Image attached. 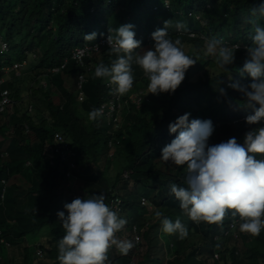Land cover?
<instances>
[{
  "label": "trees",
  "instance_id": "obj_1",
  "mask_svg": "<svg viewBox=\"0 0 264 264\" xmlns=\"http://www.w3.org/2000/svg\"><path fill=\"white\" fill-rule=\"evenodd\" d=\"M261 2L0 0V40L7 45L0 47V79H4L0 88L8 89L13 99L9 123L0 121V193L2 180L6 188L0 205V264H58L57 242L64 229L56 213L63 210L67 214L64 203L76 197L87 199L93 193H103L106 204L112 193L120 196L122 213L132 212L130 216L134 215L139 224L127 228L133 232L136 227L147 247L161 246V232H153L160 219L152 227L141 221L140 215L149 212V203L126 191L130 179L152 181L156 193L150 204L160 207L170 220L179 218L188 229V235L182 239L178 234L167 235L164 246L171 256L166 264H264V230L258 236L241 232V221L231 215L232 210H227L219 223L188 219L170 193L171 183L184 186L186 170L173 174L170 163L160 159L162 147L175 136L168 132L169 122L185 112L190 113V118L211 119L214 130L208 140L210 145L231 137L242 143L246 131L257 126L245 122L252 110L237 106L243 103V94L228 84L239 81L246 85L251 80L247 73L241 76L238 70L247 57L246 48L252 43L254 28L264 26V19L252 14ZM164 21H169L170 39H180L181 47L188 45L196 51V62L186 70L184 80L171 94L147 93L138 105L128 101L120 113L123 121L117 127L105 119L89 121L88 113L111 95L106 87L108 80L95 78L94 69L101 62L110 65L116 54L105 46L84 58V65H80L72 58L74 49L97 43L119 25L132 24L135 38L141 41L137 51L142 53L152 46L151 33L164 27ZM177 22L183 23L184 29L178 30ZM92 32L96 33L93 41L84 39ZM212 37L221 38L228 46L238 45L233 63L224 69L217 66L212 55L206 54L207 39ZM15 63L24 64L19 74ZM62 64L65 65L58 72L51 71ZM86 67L90 69L87 71ZM132 67L131 90L137 93L141 88L147 92V77L139 66ZM199 69H204L203 73L193 76L192 72ZM80 72L86 73V81L82 88L85 98L79 103L76 82ZM218 88H224L226 95H220ZM28 105L32 106L30 112ZM78 107L85 113H80ZM109 130L112 134H108ZM56 132L64 134L77 152L79 163L72 169L71 178L66 176L68 166L64 161L56 158L51 164L45 156L47 142ZM111 138L113 148L108 145ZM111 150L115 162L122 164L115 175L111 174L113 177ZM91 162L94 167L89 165ZM122 171H131V178L125 179ZM76 178L81 180L78 187L83 196L66 191L62 199L63 188L69 190ZM189 231L196 233L197 238L190 237ZM37 233L43 239L30 245L28 238ZM38 246L43 250L41 257L36 254ZM134 246L137 248V244ZM129 252L130 258L114 253L108 264L162 262L153 259L148 251L143 255Z\"/></svg>",
  "mask_w": 264,
  "mask_h": 264
},
{
  "label": "clouds",
  "instance_id": "obj_2",
  "mask_svg": "<svg viewBox=\"0 0 264 264\" xmlns=\"http://www.w3.org/2000/svg\"><path fill=\"white\" fill-rule=\"evenodd\" d=\"M252 14L264 19V0L252 9ZM168 24L169 21H164V27L151 33L153 44L142 53L137 51L141 49V41L135 38L134 26H117L106 38L116 58L110 65L97 64L94 77L106 78L115 86L114 92L122 96L133 87L135 64L147 77V93H173L196 59L185 53L180 39L169 38ZM184 27L177 22L178 30ZM95 38V32L84 36L89 41ZM250 39L247 57L238 71L241 76L247 73L251 80L246 85L231 81L228 87L243 94V103L237 106L251 109L245 122L257 126L246 131L242 143L231 137L210 145L208 140L214 130L211 119L190 118V113L185 112L169 122L168 132L175 136L162 147L160 159L175 166H186L184 186L171 183L170 193L192 221L219 223L226 211L232 210L231 215L241 221L239 230L258 236L264 230V26L257 25ZM237 47L212 37L207 39L205 50L224 69L233 63ZM217 91L226 95L224 88ZM102 114V109L94 108L88 113V119L95 121ZM257 154H261L260 158ZM105 199L103 193H93L87 199L76 197L63 204L67 214L57 211L64 229L57 242L58 264H108L110 248L127 254L134 247L132 240L117 238L116 233L127 221ZM155 215L163 232L178 234L181 239L188 235L187 227L179 218L170 220L160 211Z\"/></svg>",
  "mask_w": 264,
  "mask_h": 264
},
{
  "label": "built area",
  "instance_id": "obj_3",
  "mask_svg": "<svg viewBox=\"0 0 264 264\" xmlns=\"http://www.w3.org/2000/svg\"><path fill=\"white\" fill-rule=\"evenodd\" d=\"M108 35L102 37L97 43L94 44H85L83 46H79L76 47L72 53V58L74 60H76V62L80 65H84V58L86 57H90L92 56L93 53L98 52L102 47H110L107 44V38ZM3 46H7L6 43H3ZM24 64H20V63H15L14 64V69L16 70V72L20 71L22 69V66ZM65 64H62L60 67H54L51 69V71L53 73L58 72L61 68L64 67ZM87 71L90 69L89 67L85 68ZM86 81V73L85 72H80L77 76V82H76V89H77V100L79 101H83L84 100V93H83V85L84 82ZM4 82V79H0V86L1 84ZM43 86H46L45 82H42ZM106 87L110 89L111 95L103 102H101L98 106V108L103 110V116L106 117L105 120H107V122H112L114 124V127H116V125L118 126V124H115L114 120H116V116H119V119L121 117L120 113L123 109V107L125 106V103H127L128 99H124L128 98L129 95L127 94V97L125 95H118L114 92V85L110 84L108 81L106 82ZM141 91V90H140ZM138 91L137 93H134V98L131 99V101L133 103H136L137 105L139 104L142 95H140L141 93H143L145 91L140 92ZM130 99V98H129ZM13 104V99L10 96L9 90L8 89H4V88H0V121H6L7 117L10 114V107H12ZM32 106L29 105L27 108V111L30 112L31 111ZM117 121V120H116ZM119 122V121H118ZM117 122V123H118ZM28 129V127L26 126V130ZM112 131L109 130L108 133H111ZM108 145L109 147L113 148V139H109L108 141ZM110 156H113L109 153ZM3 157L7 156V153L4 152L2 154ZM45 156L46 158L49 160V162L52 164L53 161L56 158H60V160L64 161L67 166L68 169L66 171V176L68 178H71L73 176V172L72 169L75 168L77 166V164L79 163L78 159H77V152L71 147L70 141L68 140V138L60 133V132H56L53 134V138L51 139L50 142H47L46 145V150H45ZM27 164H29V162H27ZM125 173V174H124ZM123 174L126 176L124 177L125 179H129L130 178V174L131 171H125ZM122 174V175H123ZM123 175V176H124ZM2 190L0 193V205L2 203V201H4L5 198V180H2ZM143 203H150L148 200L143 199L142 198ZM107 204L113 209L115 210L117 213L121 211L122 214V200L120 198V196L116 195V194H111V196L108 198V202ZM240 220V219H239ZM133 232L136 238V242H138V240L140 239L139 234L137 233L136 227L133 228ZM1 233V231H0ZM2 242H4V244L6 246H10V244L5 241L2 240ZM36 254L41 257L43 255V250L38 246L36 248Z\"/></svg>",
  "mask_w": 264,
  "mask_h": 264
},
{
  "label": "rangeland",
  "instance_id": "obj_4",
  "mask_svg": "<svg viewBox=\"0 0 264 264\" xmlns=\"http://www.w3.org/2000/svg\"><path fill=\"white\" fill-rule=\"evenodd\" d=\"M241 45V44H240ZM233 46H236V44H234ZM0 47L1 48H7L6 46H3V41L2 40H0ZM183 50L185 51V53H187V52H189V51H191V53H190V55L191 56H193V57H196V51H194V49H192L191 50V48L188 46V45H184L183 47ZM193 53H194V55H193ZM207 54V53H206ZM213 60H215L216 58H215V56L214 55H212V57H211ZM24 66V65H23ZM212 69H214V68H212ZM200 71H196V72H194L193 70V72H192V75L193 76H197V75H199V74H202L203 73V70L204 69H199ZM19 72L20 71H18L17 72V74H19ZM215 72V71H214ZM26 78V77H25ZM4 83V82H3ZM2 83V84H3ZM24 83H26V80H24ZM1 84V85H2ZM28 85V84H27ZM140 90H141V88H140ZM143 90H141L140 92H142ZM136 91L135 90H131V91H129L128 92V95H129V97L128 98H125V99H128L127 100V103H125V105H128V101H131V99H133L134 98V93H135ZM147 92H146V90H145V92H144V94H146ZM140 95H143V93H141ZM130 98V99H129ZM79 101V100H78ZM80 102H82V101H79V103ZM29 106V105H28ZM27 106V107H28ZM79 108V107H78ZM9 109H11V107L9 108ZM79 110V112L80 113H85L84 112V110H82L81 108H79L78 109ZM9 117H10V114H9V116L7 117V120H6V122H8V119H9ZM106 117H104L103 115L100 117V118H98V120H99V122H102L103 121V119H105ZM117 120V121H116ZM116 120H114L115 122V124H120V120L121 121H123V119H121V117H120V119H119V116L117 115L116 116ZM119 121V122H118ZM118 122V123H117ZM9 123V122H8ZM116 127H117V125H116ZM108 134H110V133H108ZM112 153H114V151H110V154L112 155ZM109 157H110V159H112V161L114 162V164H113V166H112V169H111V173H110V177H113L111 174H113V175H115V173L116 172H118L119 171V169H120V166L122 165V164H120V160H118V162H119V164L120 165H118L116 162H115V159H114V155L113 156H110L109 155ZM91 167H94V165L92 164V162L89 164ZM104 161L103 162H101L100 163V167H104ZM170 167H171V172L173 173V174H180V173H182L183 171H185L186 170V166H175V165H173V164H171L170 163ZM124 173V171H122V174ZM125 174V173H124ZM123 174V175H124ZM122 175V176H123ZM109 176V175H108ZM123 177H126L125 175L123 176ZM81 183V180H78V179H76V180H74L73 181V183H72V185H71V187L69 188V190H65V188L66 187H64L63 189V195H62V199H65V197H66V191L67 192H71V193H73L75 196H83V193L80 191V189H79V184ZM125 189H126V191H128V192H130V193H136V194H138L141 198H143V199H146V200H152V197L155 195V193H156V190H155V186H154V183L152 182V181H148V180H146V179H141L140 181H138V182H135V181H133V180H129L128 182H126V187H125ZM119 193L120 194H122V190H120L119 191ZM86 199V198H85ZM149 207V209H148V213H146V214H143V215H140L141 216V221H143V222H146V223H148L149 225V227H152L153 226V223L158 219L157 217H156V215H155V212L156 211H160L161 212V209H160V207H158V206H154V205H152V204H150L149 203V205H148ZM131 213L132 212H129V211H125V212H123L122 214H121V211L120 212H118L117 214H118V216H121V217H123V218H125L126 219V221H127V223L125 224V226L123 227V229H121L118 233H116V235H117V238H120V239H128V240H132L135 244H137V248L134 246L132 249H130L131 251H133V252H135V253H137V254H139V255H143V254H145L147 251L149 252V254H150V256L154 259H160L162 262H161V264H166V261H167V259H169L170 258V254L166 251V249H165V244H167V242H168V238H169V236H172V234H167V233H165V232H163L162 231V227H161V224L160 223H158L157 225H155L154 227H153V229H154V234L155 233H158V232H161V240H162V242H161V246H157L156 244L155 245H153L151 248H149V247H147V243H146V241L144 240V238L142 237V235L140 234L139 235V237H140V239L138 240V242L139 243H137L136 242V238H135V235H134V232H132V230H130L129 228H127L128 227V225H130V224H136V225H139L138 223H135V220L133 219V216H130L131 215ZM134 214V213H133ZM136 214H137V212H136ZM184 214H185V216L188 218V219H190L188 216H187V214L184 212ZM137 215H139V214H137ZM191 220V219H190ZM144 229V228H143ZM40 233H42V232H40ZM189 234H190V237H192V238H197V235H196V233H193V234H191V231H189ZM167 235H169V236H167ZM41 236H42V234H36V235H32L31 237H29L28 238V242H29V244L30 245H33L34 243H38L40 240H42L43 238H41ZM168 237V238H167ZM9 248L11 249L12 248V246H9ZM13 250L14 249H12L11 251H12V253L13 254H15L14 252H13ZM129 250V251H130ZM116 254L117 256H123V255H125V256H127L128 258H130V255H131V253L130 252H128L127 254H120L119 253V251L117 250V249H115L114 247L113 248H110L109 249V252H108V263H109V261H111V259H112V256H113V254ZM117 264H123V263H121L120 261L117 263ZM142 264H157V263H155L153 260L152 261H147V262H144V263H142Z\"/></svg>",
  "mask_w": 264,
  "mask_h": 264
},
{
  "label": "crops",
  "instance_id": "obj_5",
  "mask_svg": "<svg viewBox=\"0 0 264 264\" xmlns=\"http://www.w3.org/2000/svg\"><path fill=\"white\" fill-rule=\"evenodd\" d=\"M77 179V178H76Z\"/></svg>",
  "mask_w": 264,
  "mask_h": 264
}]
</instances>
